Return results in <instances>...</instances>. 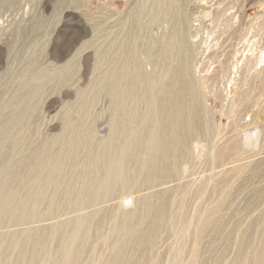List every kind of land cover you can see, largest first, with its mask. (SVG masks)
<instances>
[{
	"label": "rangeland",
	"instance_id": "obj_1",
	"mask_svg": "<svg viewBox=\"0 0 264 264\" xmlns=\"http://www.w3.org/2000/svg\"><path fill=\"white\" fill-rule=\"evenodd\" d=\"M136 1L0 0V264H264V0H180L170 58L155 16L118 102L102 15Z\"/></svg>",
	"mask_w": 264,
	"mask_h": 264
},
{
	"label": "bare ground",
	"instance_id": "obj_2",
	"mask_svg": "<svg viewBox=\"0 0 264 264\" xmlns=\"http://www.w3.org/2000/svg\"><path fill=\"white\" fill-rule=\"evenodd\" d=\"M183 2H185V0ZM185 3H187V2H185ZM180 4H181L180 3V0H137L136 3L134 4V6L133 7H130V8H132L130 12H123V11L118 10V9L115 10V11L109 9V10H106L103 13V15H102V18H103L102 23H104L107 26L106 29L108 30L107 34L105 33V35H106L105 37H106V40H107L106 45H105V55H106V58H107L106 59V66H107V86H108V90L110 91L111 94H113V96L115 95V91H116V95H115L116 101L119 102L121 100V97L123 99V97L125 96L127 90H129L128 89L129 86L125 84V81L122 82L123 81V76L125 75V73L126 72L134 73L135 71L137 72L139 66L143 64V63L141 64V62L144 61L143 58H147L149 55L151 56V54H150V51L151 50L150 49H153L154 47L153 48H150V46H151L150 43L153 45V43L155 41L154 40L152 42V39L154 37L151 38V36H150V35L153 34V32H151L152 34H148L147 33L148 36H147L146 40L145 39H144L145 41L142 40L143 37L145 38V35H146V33L143 34V31L144 32H145V30L146 31H151L149 21H151L153 18H156L155 16H157V15L159 16V15L165 13V16L167 15V18L165 17L166 18L167 25H168L169 19L172 20V23L174 22L172 24V26H171V23H169V25L171 26L170 29L168 28L169 32L168 33L166 32L167 34L163 32V34H162V37L163 38L161 39L160 42L158 41L160 39L155 38L161 44V46L164 48V50L165 49L166 50L168 49L167 50V53H166L167 57L170 58V56H168V51L171 52V50H173V46L171 47V45H169V43H170V41H174V39H175L174 35L175 36L178 35L177 38H176V41H177V39H178V41L175 42L176 45L178 44V42H180V41H182L184 39V37H185L184 25L186 24L188 26V23L186 22L187 19H185L186 18L185 17L186 16V13H184V14L182 13L184 9L183 10L181 9L182 7H181ZM182 6L184 7L183 4H182ZM169 9L170 10L172 9L171 11H173V9H175L176 11L174 13L172 12L171 13L172 15H169L168 14V13H170ZM185 12H186V10H185ZM182 14H183V16H182ZM182 17L183 18L185 17L184 19L186 21L183 20ZM145 19H147V21H144ZM163 20L165 21V19H163ZM161 21L158 22V24L159 23L161 24ZM184 21L186 22L185 24H184ZM162 24H163V22H162ZM163 25H165L166 27H168L166 24H163ZM162 27H163V29L166 28V27L164 28V26H162ZM164 31H166V29ZM187 33H189V32L187 31ZM186 35H188V34H186ZM156 46H157V44H156ZM161 46L158 47V48H162ZM174 48H176V50L178 49V52L177 53L178 54L179 53L182 54V56L185 53V46L183 44H179V46H175ZM166 50H165V52H166ZM158 54H160V53H158ZM174 54H176V53H174ZM157 57H156V59H157ZM161 58H163V57H161ZM169 58H167V59H169ZM151 59H154V58H151ZM169 61H171V60H169ZM169 61L167 63H169ZM144 70L145 69H143V72L142 73H144ZM150 70H152V68ZM150 70H149V72H150ZM159 70H160V68L158 69V71ZM161 72H162V69H161ZM161 72H160V76L163 75V74H161ZM167 72H168V70H167ZM145 75H146V73H145ZM147 76H148V74H147ZM138 78H139V76H138ZM144 79H145V77H144ZM156 80H158V79H156ZM149 82L150 81H148V83ZM127 95H128V93H127ZM113 101H114V99H113ZM123 108L125 110V107H123ZM119 111H120V106L119 105L117 106V104H116V106L113 107L112 112H113V114L114 113L116 114ZM207 134H208V132H207ZM246 134L247 135H245L243 137V145L246 148H253L256 145V137H255L256 136L255 135L256 133L255 134L254 133H250V134L246 133ZM130 203L133 204L134 201L131 200ZM119 209H120V211L122 213L125 212L124 211L125 209L122 208V207H120V206H119ZM143 210H144V207H141L140 208V211H143ZM31 211H30V217L33 216V213H32L33 211L32 212ZM127 214H129V213H127ZM85 220H82V222L85 221ZM40 221L41 220H37L36 222L37 223H40ZM82 222L80 224H82ZM86 222H89V220L88 221L86 220ZM130 226H132V225H130ZM43 227H44L43 225L42 226H38V229L37 230H42ZM29 230L31 231V229H29ZM30 234H32V233H30ZM31 240H32V238H31ZM31 244H33V243H31ZM28 258H29V260H28L29 264H33L34 263V261H33L34 259H32L33 257L32 256H29Z\"/></svg>",
	"mask_w": 264,
	"mask_h": 264
}]
</instances>
